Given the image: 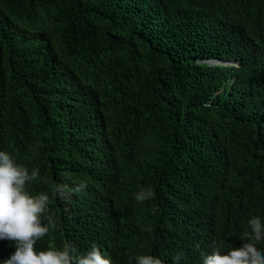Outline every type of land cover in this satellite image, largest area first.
Segmentation results:
<instances>
[{
    "label": "trees",
    "instance_id": "1",
    "mask_svg": "<svg viewBox=\"0 0 264 264\" xmlns=\"http://www.w3.org/2000/svg\"><path fill=\"white\" fill-rule=\"evenodd\" d=\"M0 151L51 198L38 251L202 264L241 246L264 222V0H0ZM14 251L0 240V264Z\"/></svg>",
    "mask_w": 264,
    "mask_h": 264
},
{
    "label": "clouds",
    "instance_id": "2",
    "mask_svg": "<svg viewBox=\"0 0 264 264\" xmlns=\"http://www.w3.org/2000/svg\"><path fill=\"white\" fill-rule=\"evenodd\" d=\"M39 179L38 168L29 170L8 152L0 151V240L11 241L15 246V251L3 259L2 264H111L110 258L95 244L82 255L77 254L75 246L68 242L60 249L37 250V242L56 228L54 219L47 215L51 203L49 194L32 195L28 191V185ZM43 182L48 183L46 179ZM86 188V181L81 180L74 187L67 183H52L50 191L59 199H68ZM154 198L152 188L135 193L137 202ZM248 224L250 232H245L242 238L247 242L226 253L221 252L220 246H214L211 253L202 256V264H264V253L257 248V244L264 241V222L259 217H252ZM130 259H134L135 264H163L161 259L152 255ZM181 259L182 254L177 253L173 264H180Z\"/></svg>",
    "mask_w": 264,
    "mask_h": 264
},
{
    "label": "water",
    "instance_id": "3",
    "mask_svg": "<svg viewBox=\"0 0 264 264\" xmlns=\"http://www.w3.org/2000/svg\"><path fill=\"white\" fill-rule=\"evenodd\" d=\"M207 62L211 63V64H235L232 61H223V60H218V59H210V60H206Z\"/></svg>",
    "mask_w": 264,
    "mask_h": 264
}]
</instances>
